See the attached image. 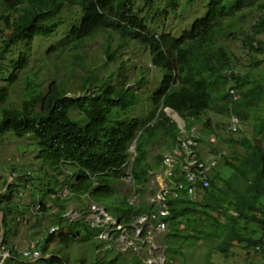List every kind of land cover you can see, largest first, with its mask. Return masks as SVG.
<instances>
[{
  "label": "trees",
  "instance_id": "1",
  "mask_svg": "<svg viewBox=\"0 0 264 264\" xmlns=\"http://www.w3.org/2000/svg\"><path fill=\"white\" fill-rule=\"evenodd\" d=\"M134 1L0 0L3 33L0 52H10L13 46L18 51V62L9 68L11 73L7 78L9 83H14L26 61V54L20 46H27L36 37L56 36L63 25H68L63 39L46 50L47 56L59 47L60 51L74 52L75 59L85 42L99 32L116 33L120 40L123 38L126 42L137 40L146 43L150 52L155 54V65L164 71L159 89L151 96L156 108L154 119L147 123L120 119V112L127 106L125 96L130 88L106 84L111 75L93 92L88 90L91 86L89 80H84L79 88L88 93L74 97L67 96L62 79H52L44 91L42 80L23 76L19 107H9L7 91L0 89V136L8 132L20 139L32 136L40 155L54 166V177L65 174L63 180H55L51 184L58 187L59 183H65L68 193L75 198L88 195L97 202L103 196L115 194V185L126 176L124 167L128 166V180L137 198L135 204L121 199L128 205V210L119 216L117 222L129 227L137 217L156 209L144 198L151 172L161 166L160 155L149 161L150 149L164 142L165 149L170 150L180 134L204 145L203 134L207 130L198 137L191 135V128L210 109L216 93L212 83L222 78L228 85L222 98L227 100V113L235 118L236 123L252 119V137L242 136L239 140L228 137L222 141L230 150L229 155H222L213 147L208 150L209 154L221 157L228 171L224 175L215 169L207 188L196 187L194 199H188L183 188L175 184L185 182L179 170L175 169L168 182L172 186L165 194L168 215L162 221L170 228L167 237L185 242V245H188L186 240L189 238L200 239L191 236L192 232L202 240H217L214 251L224 259L228 257L230 248L236 246L245 251L258 249L264 254V73L255 80L233 72L225 75L229 60L216 47L218 39L228 38L231 32H237L239 27L235 19L240 10L256 5L262 13L247 31H240V41L247 55L253 58L261 55L260 60L252 62L253 67H260L264 63V0H209L204 17L196 19L188 31L178 38L163 33L158 39L149 36L145 20L134 15ZM108 47L109 41L103 53L110 58L115 51H109ZM80 60L81 57H77L75 61ZM140 81L142 78L136 81V86ZM72 112L77 113L76 118L71 117ZM131 146L132 153L129 152ZM64 167L68 168L67 171ZM55 189H48V197L55 194ZM55 197L53 195L52 203L59 200ZM38 206V214L46 212V202L40 201ZM213 213L221 215L224 221L221 223L212 217ZM54 214L60 218L65 215L63 211ZM197 216L199 219L195 221ZM239 221L257 225L262 231L261 237L252 239L240 234L235 227ZM182 223L184 232L178 229ZM103 229L101 225L94 227L96 240ZM56 231H60L59 242L68 244V235L62 233L58 225L45 233V243L54 240ZM73 240H76V235ZM8 245L2 238L0 251H8L2 264H12L19 255L17 249L11 250ZM98 249L94 246L95 262L86 263L87 259L83 258L71 264H104L96 255ZM166 249L167 253H178L174 247ZM50 258L60 261L55 255ZM170 262L171 259L166 257L164 263ZM63 263L69 264L67 260ZM109 264H114V259ZM131 264L142 262L139 257H134ZM202 264L218 263L211 261V253L208 252Z\"/></svg>",
  "mask_w": 264,
  "mask_h": 264
},
{
  "label": "rangeland",
  "instance_id": "2",
  "mask_svg": "<svg viewBox=\"0 0 264 264\" xmlns=\"http://www.w3.org/2000/svg\"><path fill=\"white\" fill-rule=\"evenodd\" d=\"M208 2L209 0H135L133 12L135 16L145 20L149 36L158 39L164 33L178 38L191 28L196 19L204 17ZM261 13L256 5L240 10L235 19L239 27L237 32H231L230 37L216 41V47L220 48L229 60V67L224 71L225 75L233 72L239 76H247L249 80H255L264 73V63L258 68L252 66L253 60H260L261 55H256L254 58L247 55L240 41V31H247ZM1 29L0 23V43L3 37ZM67 29L68 25H63L58 29L56 36L45 39L36 37L27 46H20L26 54V61L17 73L14 83H9L7 78L11 73L9 68L18 62V51L13 46L10 52H0V89L5 88L7 91V105L19 107L23 93V76L42 80L41 88L44 91L49 81L54 78L62 79L66 87L65 93L69 97H74L88 93L87 91L83 93L79 88L84 80H89L91 86L88 90L93 92L97 90V85L101 81L111 75L106 84L115 87L126 85L130 88L125 96L127 106L123 112H120V119L128 121L135 119L140 123L151 122L156 116V108L152 104L151 96L159 89L164 71L155 65V54L150 52L149 45L137 40L127 42L123 38L120 40L119 35L113 32H99L94 38L87 40L77 52L75 57H81L78 62L75 61L76 58L73 59L74 52L60 51L59 47L47 56L46 50L56 46L63 39ZM107 41H109V51H115L110 58L103 53ZM141 78L142 81L136 86V81ZM212 87L216 91L215 99L212 97L210 109L194 123L191 135L199 137L207 130L203 134L205 144L196 143V150L203 160L215 157L217 161L215 169L226 175L228 170L221 157L211 156L208 150L213 147L222 155H229L230 150L225 148L226 145L222 141L228 137L239 140L242 136L251 139L253 120L234 124L235 118L229 116L225 109L227 100L222 99L228 85L221 78L217 83H212ZM71 117L76 118L77 113L72 112ZM234 128L236 131L232 132ZM180 135L187 137L184 134ZM210 136L215 139L212 144H209ZM218 140H220L219 144ZM165 148L164 142L153 146L149 158L152 160L153 157L167 152ZM39 151L32 136L20 139L9 132L0 136V213L3 214L0 216V222L3 220V223H0V234L2 233V238L8 242L11 250H22L28 243H33L35 249L41 253L37 260H28L20 254L16 255V261L12 264H64L63 260L71 264L74 260L83 258L87 259L86 263H93L96 259L94 246L99 247L96 255L104 264H109L112 259L114 264H131L134 257H139L142 264H145L149 257L155 259L156 264H165L166 257L171 259L170 264H202L208 252L211 253V261L218 264H264V254L258 249L245 251L241 246L232 247L228 251V257L224 259L214 251L217 240H202L201 236L192 232L191 236L200 239L189 238L186 240L188 245H185V242L167 237L169 227L161 234H153L151 244L143 241L145 237L136 240L126 235V239L118 240L115 233L111 234L108 241H104L105 244H100V241L94 237V207L106 208L110 216L118 220L119 216L128 210V205L121 199L129 202L135 200L131 186L120 180L115 185V194L103 196L97 199V202L88 195L75 198L68 193L65 183H59L58 187L51 184L55 180H63L65 174H57L56 179L54 177L56 171L51 161L40 155ZM63 169L67 171L68 168ZM126 169L124 168V171ZM216 185L219 183L216 182ZM49 188L56 189L55 194L51 193L48 197ZM53 195L59 199L56 203H52ZM40 201L47 203V210L42 214H38ZM51 209L55 210L54 213L63 211L65 216L57 217L50 211ZM212 217L221 223L224 221V218L216 213H213ZM198 219L197 216L195 221ZM55 225L61 226V232L68 235H65L68 237V244L59 242L60 231L54 233V240L51 243H45L43 240L45 233L48 234ZM183 226V223L178 225V229L184 232L186 230ZM235 227L240 234L252 239H259L262 235V231L255 224L239 221ZM103 228L106 229V226L104 225ZM75 235L76 240H73ZM168 246L174 247L178 253L170 251L167 253ZM12 254L15 255L13 252ZM51 255L60 258V261L51 260Z\"/></svg>",
  "mask_w": 264,
  "mask_h": 264
},
{
  "label": "built area",
  "instance_id": "3",
  "mask_svg": "<svg viewBox=\"0 0 264 264\" xmlns=\"http://www.w3.org/2000/svg\"><path fill=\"white\" fill-rule=\"evenodd\" d=\"M234 124H236V120L234 121ZM209 141L214 142V138L211 137ZM195 146L196 143L194 142L193 138H177L174 150L170 154L164 155L162 159V164L165 168L163 181L171 180L170 178L174 176V170L178 169V173L182 174L183 180L185 182H179L175 184H177L179 188H183L184 194L187 195H192L194 193L196 184H199L201 188H207L210 174L217 165V162L214 158H209L207 160L198 158L194 150ZM161 169L163 171L162 167ZM125 179L128 183L129 178L126 177ZM187 185L189 186L186 187ZM165 199V191L163 189L158 191L155 196L150 198V202L157 206V211L152 215H144L135 219L131 225V236L133 238L136 240H140L142 237L150 239L153 234H160L164 231L166 224L162 221V219L168 215L164 204ZM134 201L135 200L131 202ZM99 224L105 225L106 229L98 234V240L108 241L112 233H118V240L126 239V229L116 220L111 218L103 208L94 207V227L98 226ZM143 241H146V239ZM19 254L22 257L25 256L29 258L30 260H37L41 256V253L35 249L33 243H28L23 249L22 253ZM7 256V252L0 253V264ZM159 261L161 262L162 260L159 258ZM156 263V260L150 257L145 261V264Z\"/></svg>",
  "mask_w": 264,
  "mask_h": 264
},
{
  "label": "crops",
  "instance_id": "4",
  "mask_svg": "<svg viewBox=\"0 0 264 264\" xmlns=\"http://www.w3.org/2000/svg\"><path fill=\"white\" fill-rule=\"evenodd\" d=\"M157 145V144H156ZM155 146V145H154ZM170 150H168L167 152H169ZM167 152H164V153H162V154H166ZM161 154V155H162ZM160 155V156H161ZM150 157V156H149ZM149 159V161H151V159L150 158H148ZM160 164H161V167L163 168V171H162V169H161V167L158 169V170H153L152 172H151V174H150V178H149V183H148V188H147V190H146V193L144 194V198H145V200H146V202H148V203H150L151 204V202H150V198L151 197H153V196H155L156 195V193L158 192V191H160L161 189H163L165 192L168 190V188L170 187V186H172V185H168V182H169V180H167V181H163V175H164V171H165V168L163 167V164H162V161H161V159H160ZM150 179H151V182H150ZM126 185H129V184H126ZM137 197H135V199H136ZM46 207H47V203H46ZM52 213H54L55 212V210L54 209H51L50 210ZM149 215H152V213L150 212L149 214H147V216H149ZM65 216V215H64ZM142 216H144V215H142ZM168 224H167V230H168ZM170 229V228H169ZM126 235L127 236H131V234H130V232L128 231V232H126ZM125 235V236H126ZM145 239H146V242L148 243V244H151V242H152V237L150 238V239H148V238H146L145 237ZM26 242V241H25ZM137 243V242H136ZM131 244V243H130ZM138 244V243H137ZM10 246L8 245V248H9ZM135 248V247H134ZM140 248V247H139ZM2 249H4L3 247H2ZM6 249V248H5ZM18 250V249H17ZM2 252H7V251H2ZM0 253H1V251H0Z\"/></svg>",
  "mask_w": 264,
  "mask_h": 264
},
{
  "label": "clouds",
  "instance_id": "5",
  "mask_svg": "<svg viewBox=\"0 0 264 264\" xmlns=\"http://www.w3.org/2000/svg\"><path fill=\"white\" fill-rule=\"evenodd\" d=\"M133 149V147L131 146L130 148H129V152L130 153H132V149ZM161 167V166H160ZM124 168H127L126 170H125V174H126V176L124 177V178H122L121 180L124 182V183H126V184H129L130 185V180L128 181V183H127V181H126V177H128L129 179H130V177H129V175H128V171H129V167L128 166H125ZM216 168V167H215ZM131 186V185H130ZM135 201H136V199H135ZM135 201L134 202H129L130 204H135ZM152 204V203H151ZM96 206H98V205H96ZM153 206L156 208L155 210H153V211H151V213L152 214H154L156 211H157V206L155 205V204H153ZM98 207H101V208H103L104 210H105V208L104 207H102V206H98ZM167 210V209H166ZM106 211V210H105ZM107 212V211H106ZM109 215V214H108ZM110 216V215H109ZM111 217V216H110ZM112 218V217H111ZM138 218V217H137ZM115 220V219H114ZM117 221V220H116ZM135 221V220H134ZM133 221V222H134ZM133 223H131L130 225H129V227H124L125 229H126V232H130V234H131V225H132ZM104 226V225H102V224H99L98 226ZM121 225V224H120ZM95 227H97V226H95ZM165 229H167V224H166V228ZM164 229V230H165ZM105 230V229H104ZM115 234H117V236H118V233H115ZM161 234V233H160ZM37 250V249H36ZM18 252V251H17ZM40 252V251H39Z\"/></svg>",
  "mask_w": 264,
  "mask_h": 264
},
{
  "label": "bare ground",
  "instance_id": "6",
  "mask_svg": "<svg viewBox=\"0 0 264 264\" xmlns=\"http://www.w3.org/2000/svg\"><path fill=\"white\" fill-rule=\"evenodd\" d=\"M211 137H213V136H210L209 139H210ZM178 138H180V139H185V138H187V139H191V138H189V137H183V136H179ZM213 138H214V137H213ZM194 142L196 143L195 140H194ZM214 142H215V139H214ZM214 142H210V141H209V144H212V143H214ZM174 147H175V144L171 147L170 152H168V153H166V154H162V156H161V158H160L161 161H162L164 155L170 154V153L174 150ZM194 150H195V152H196L197 157H198V158H201V157L199 156V154H198V151L196 150V146L194 147ZM211 156H212V155H211ZM213 158H215V157H213ZM215 160H216V159H215ZM216 162H217V161H216ZM214 170H215V168L213 169V171H214ZM213 171L211 172V174L213 173ZM211 174H210V176H211ZM188 186H189V185H188ZM188 186H187V187H188ZM196 187H200L199 184H196V185H195V190H196ZM200 188H201V187H200ZM165 194H166V192H165ZM186 196H187L188 199H190V198H193V199H194V198H195V191H194V193H193L192 195H187V194H186ZM139 217H140V216H139ZM22 251H23V249H22V250H18L19 253H22ZM1 253H2V252H1ZM3 253H4V252H3ZM7 253H8V251H7ZM24 258H27V257L24 256ZM27 259L30 260L29 258H27ZM1 264H2V263H1Z\"/></svg>",
  "mask_w": 264,
  "mask_h": 264
},
{
  "label": "water",
  "instance_id": "7",
  "mask_svg": "<svg viewBox=\"0 0 264 264\" xmlns=\"http://www.w3.org/2000/svg\"><path fill=\"white\" fill-rule=\"evenodd\" d=\"M132 149V148H131ZM0 216H2V213H0ZM1 223V222H0ZM1 240H2V233L0 234V243H1Z\"/></svg>",
  "mask_w": 264,
  "mask_h": 264
}]
</instances>
